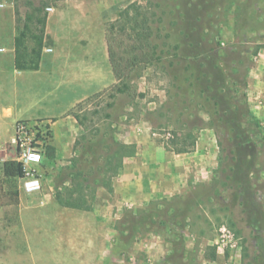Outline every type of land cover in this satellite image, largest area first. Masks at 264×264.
<instances>
[{
    "label": "rangeland",
    "instance_id": "1",
    "mask_svg": "<svg viewBox=\"0 0 264 264\" xmlns=\"http://www.w3.org/2000/svg\"><path fill=\"white\" fill-rule=\"evenodd\" d=\"M132 2L153 20L158 49L197 62L201 80L176 89L164 62L140 65L127 87L102 91L114 82L110 69L106 86L64 113L78 116L72 134L43 139L42 189L0 207V264H264V0H0V21L14 22L27 53L45 47L82 57L101 51L109 29L121 31L118 14ZM245 106L255 120L240 115ZM98 127L136 153L110 190L84 191L87 208L62 206L55 192L73 188L72 161L82 168L105 153L103 138L91 152L82 147L81 136L95 137ZM188 131L196 137L188 152L165 148ZM53 142L59 157L47 161ZM42 192L51 193L44 204ZM160 213L174 214V227L148 223Z\"/></svg>",
    "mask_w": 264,
    "mask_h": 264
},
{
    "label": "trees",
    "instance_id": "2",
    "mask_svg": "<svg viewBox=\"0 0 264 264\" xmlns=\"http://www.w3.org/2000/svg\"><path fill=\"white\" fill-rule=\"evenodd\" d=\"M141 8V5L136 2L127 5L118 14L119 18H124V22H122L120 26L121 31L115 34L113 30L109 29V31L105 33L108 60L114 82L102 91H106L109 88L119 89L120 86H126V81L131 78L132 73L140 65L156 66L164 62H166L167 66L174 67V70L170 74V82L174 88L180 89L186 86H194L198 78L201 80L198 63H195V61H186L179 53L165 54L163 49H158V45L153 40V20L149 19L145 13H140L139 9ZM131 9H134L136 13L133 17H129V11ZM126 24H128V29L125 27ZM128 30H131L133 33ZM121 35H123V38H121ZM118 36H120V38ZM194 67L196 68V73L195 71H191ZM165 70L167 69L165 68ZM202 81L208 82V79ZM197 92L198 96L202 97L203 100L207 99V97L204 96L205 88L200 87ZM95 95H98V93ZM89 98L90 97H88L87 100ZM243 98H245L244 93ZM83 103L84 102H79L78 106L80 107ZM244 103L245 102H243V104ZM183 108H186V106ZM178 112V117L184 114L183 109H180ZM240 112L242 117L248 116L249 119L255 120L253 113L247 106L243 107V110ZM219 114L220 110L216 107L212 111L211 116ZM72 115L78 118L75 112L72 113ZM229 116H231V113ZM101 130V127H98L97 135L93 138H88L84 135L81 136V139L86 141L85 144L82 143V147L85 148L84 152L93 151L95 148L94 146H96L100 140L99 138H103L101 139L103 143H101L100 148L104 149L105 153L97 155V160H100V162L95 161V164L86 165V167L82 168L78 167L80 163L77 159L72 161V168L75 170L71 173L70 182L73 188L66 190L65 194L61 193L59 189H57L58 187L56 188L55 198L60 205L78 209L87 208V200L84 191L90 189L93 191L96 186L100 185L110 190L112 178L121 169L123 160L136 153V146L134 144L119 142L114 136L113 130L111 131L107 128L103 129L102 132ZM78 143L79 140H75L74 151ZM171 143V147H168V143H166V145L164 144L165 148L175 153H185L195 146L196 137L189 131L182 137H178L177 134H175L174 138L171 139ZM46 150V157L53 158L55 156L54 146L48 145ZM85 161L86 164L91 163L88 159H85ZM20 176H22V168L16 160H5L2 163L0 167V207L17 206L19 204L17 179ZM74 193L77 195L74 196ZM152 214L153 213L150 215ZM162 215L163 214L160 213L158 217L152 220L147 219L149 220L148 223L158 228L157 230L165 226L166 228H170L171 226L174 227L171 225L173 224L171 219L174 217V214L170 215L165 213L163 218L161 217ZM243 248L245 251L248 249L245 245Z\"/></svg>",
    "mask_w": 264,
    "mask_h": 264
},
{
    "label": "crops",
    "instance_id": "3",
    "mask_svg": "<svg viewBox=\"0 0 264 264\" xmlns=\"http://www.w3.org/2000/svg\"><path fill=\"white\" fill-rule=\"evenodd\" d=\"M13 24L12 21H0V167L5 160H15L12 140L15 125L20 120L49 118V126L45 125L47 134L54 141L62 134H72L76 120L64 113L78 100L106 86L111 69L106 42L100 52L92 50L82 57L60 54L53 49L46 51L45 47L36 48L30 54L25 51V46L16 42ZM71 90L79 94L62 102L63 95ZM52 146L54 157L58 158L59 148L55 142ZM45 159L52 161L53 158ZM120 188L113 184L114 192H119ZM18 194L22 203L32 193H26L18 186ZM50 197V192H42V204L51 200Z\"/></svg>",
    "mask_w": 264,
    "mask_h": 264
},
{
    "label": "built area",
    "instance_id": "4",
    "mask_svg": "<svg viewBox=\"0 0 264 264\" xmlns=\"http://www.w3.org/2000/svg\"><path fill=\"white\" fill-rule=\"evenodd\" d=\"M4 4L0 3V7ZM52 10V7H47ZM46 51H51L47 48ZM47 127L43 122L20 120L14 128L12 143L15 147L14 159L22 168L18 178L20 189L26 193H35L42 189V180L46 172L43 166V139L48 137Z\"/></svg>",
    "mask_w": 264,
    "mask_h": 264
}]
</instances>
